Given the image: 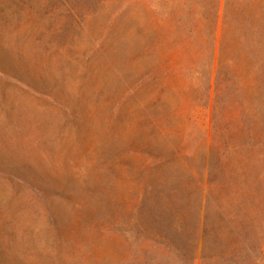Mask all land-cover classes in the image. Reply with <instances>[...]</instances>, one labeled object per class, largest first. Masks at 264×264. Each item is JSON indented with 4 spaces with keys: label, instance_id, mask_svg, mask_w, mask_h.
I'll list each match as a JSON object with an SVG mask.
<instances>
[{
    "label": "rangeland",
    "instance_id": "obj_1",
    "mask_svg": "<svg viewBox=\"0 0 264 264\" xmlns=\"http://www.w3.org/2000/svg\"><path fill=\"white\" fill-rule=\"evenodd\" d=\"M0 264H264V0H0Z\"/></svg>",
    "mask_w": 264,
    "mask_h": 264
},
{
    "label": "trees",
    "instance_id": "obj_2",
    "mask_svg": "<svg viewBox=\"0 0 264 264\" xmlns=\"http://www.w3.org/2000/svg\"><path fill=\"white\" fill-rule=\"evenodd\" d=\"M221 1V0H220ZM219 11H220V5H219Z\"/></svg>",
    "mask_w": 264,
    "mask_h": 264
}]
</instances>
